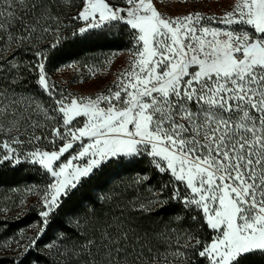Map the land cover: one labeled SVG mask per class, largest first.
Listing matches in <instances>:
<instances>
[{
    "label": "snow or ice",
    "instance_id": "1",
    "mask_svg": "<svg viewBox=\"0 0 264 264\" xmlns=\"http://www.w3.org/2000/svg\"><path fill=\"white\" fill-rule=\"evenodd\" d=\"M169 2L0 0V169L47 178L14 201L16 221L38 209L26 228L0 207V264H264V0ZM93 36L127 37V64L104 91L68 92L48 63ZM112 63L56 71L95 78ZM145 163L131 196L58 221L97 173Z\"/></svg>",
    "mask_w": 264,
    "mask_h": 264
},
{
    "label": "trees",
    "instance_id": "2",
    "mask_svg": "<svg viewBox=\"0 0 264 264\" xmlns=\"http://www.w3.org/2000/svg\"><path fill=\"white\" fill-rule=\"evenodd\" d=\"M76 2L79 3V0H76ZM126 48H128L127 37L117 39L115 37L104 38L93 36L83 42H72L71 39H69L67 46L62 47L49 61L48 68L50 71L56 69L62 64L75 62L95 53L121 51ZM146 167V163L137 165L135 169L113 164L109 168L97 173L76 193L72 201L68 203L61 215L58 217V221L66 219L64 214L69 213L74 207H76L75 214L79 216H83L85 212L93 207H97L99 210L98 205L100 202L96 199L98 195H111L115 192H122L125 196H131L133 188L129 187V185H131L133 179L136 177V173L140 169ZM36 178L37 177L30 171V169L27 170L23 165H18L15 168L6 167L0 169V189L16 187L22 182H26L28 180L35 181L37 180ZM37 210H33L26 216L25 219L19 221L14 220L17 213H9L8 222L11 225V231L14 232L19 228H26V226L32 221L37 220ZM104 211L106 213L107 209L105 208ZM2 218L3 217H0V219ZM161 219H171V217L162 214L159 218L153 217L151 222L155 223ZM56 232V228L49 231L47 237L45 238V243L51 240L56 235ZM0 234H4L2 229H0ZM204 235L206 237L208 235L207 232H205ZM3 255V253H0V257H3ZM37 256L38 253H32L27 260H25V264H30V261L37 258ZM3 264H10V261L8 259H4ZM40 264H46V261L41 259Z\"/></svg>",
    "mask_w": 264,
    "mask_h": 264
},
{
    "label": "rangeland",
    "instance_id": "3",
    "mask_svg": "<svg viewBox=\"0 0 264 264\" xmlns=\"http://www.w3.org/2000/svg\"><path fill=\"white\" fill-rule=\"evenodd\" d=\"M226 0H187V3L182 0H170L169 7L166 9L170 14H184L187 11L193 10V6L199 10L208 12L222 11L223 5ZM127 49L121 51H111L108 53H95L91 56L82 58L75 62H68L62 64L63 66L75 63L80 66L85 63L90 65L99 64L105 57H111L113 63L109 68L103 69L99 72L95 78H90L87 73H81L69 67H63L61 71L57 72L56 69L50 70L53 79L58 85L63 87L66 91L78 94V95H90L104 91L108 87L112 86L114 76L127 64ZM112 53H116L112 56ZM60 65V66H62ZM82 80V82H81ZM66 82V83H62ZM21 165L30 171L37 177L35 181L22 182L20 185L12 188L0 189V206L12 209L10 213H17V209L14 207V201L22 194L23 189L31 185H42L46 181V177H42L40 170L28 163H22ZM16 188L19 191L12 192L11 189ZM30 204L35 203V198L29 199ZM31 234V233H30Z\"/></svg>",
    "mask_w": 264,
    "mask_h": 264
}]
</instances>
